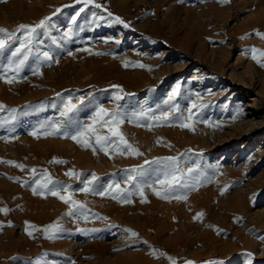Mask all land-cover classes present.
<instances>
[{
  "label": "rangeland",
  "instance_id": "1",
  "mask_svg": "<svg viewBox=\"0 0 264 264\" xmlns=\"http://www.w3.org/2000/svg\"><path fill=\"white\" fill-rule=\"evenodd\" d=\"M17 1H22L21 9L16 7ZM210 3L218 11L211 14L210 35L201 43L182 21L184 9L199 12ZM259 6V0H93L87 7L83 0L0 2V29L7 30L0 33V39L6 40V47L0 50V81H25L34 96L16 111L3 114L0 110V137L24 135L29 141L22 145L39 142L40 157L47 156L45 166L25 159H0V192L10 193L8 203L0 193V204H10L11 211L22 212L29 200L42 201L48 215L43 214L42 222L33 221L41 240L54 243L60 239L72 250L66 257L51 256L49 250L34 256L13 254L4 264H107L128 252L147 255L148 264H171L169 257L175 264H264V226L254 222V212L264 208V57L259 55L264 52V28L249 23ZM57 8L61 11L53 15ZM40 16L51 19L19 55L13 56L23 39L16 31L18 25L32 26ZM116 17L123 23H116ZM8 34L14 35L9 39ZM253 48L258 50L259 63L252 59ZM45 53L52 59H45ZM128 75L134 77L129 79L131 84L125 80ZM174 88L178 91L170 99ZM212 93H220L218 101ZM81 97L83 104L63 116L64 104L69 99L78 103ZM101 107L118 113L122 122L94 124L97 133L111 136V127L142 155H121L125 148L119 136H111L107 155L94 139L95 154L92 147L85 148L71 139L79 126L93 123ZM173 109L166 122L151 119ZM216 114L222 121L213 118ZM182 123L191 128L180 127ZM54 124L60 125L59 131L53 132ZM33 131L37 136L30 135ZM167 157L176 160L168 166L154 162ZM170 167L185 174L196 169L185 176L195 189H176L175 194L186 195L185 200L173 196L161 199L153 191H162L155 182ZM70 170L79 174V179L65 175ZM48 177L58 187H67V193L61 191L60 195L80 202L83 208L73 210L71 204L36 184L37 180L45 183ZM254 179H259L260 186L248 202L252 220L231 211L226 223L220 225L206 207L190 201L191 196L205 193V200L217 208L218 199ZM88 181H92L91 190L84 192ZM125 198L131 202L124 203ZM169 201L187 203L170 209L169 214L162 212L158 206ZM198 213L200 217L194 219ZM135 215L146 216L147 225L139 226ZM19 220H11V226L9 221L0 222V232L6 227L21 230L16 226ZM57 225L59 231L55 230ZM198 231L211 238L198 235ZM244 237L255 246H240ZM233 243L239 247L220 252ZM3 261L0 254V263Z\"/></svg>",
  "mask_w": 264,
  "mask_h": 264
},
{
  "label": "bare ground",
  "instance_id": "2",
  "mask_svg": "<svg viewBox=\"0 0 264 264\" xmlns=\"http://www.w3.org/2000/svg\"><path fill=\"white\" fill-rule=\"evenodd\" d=\"M259 2H261V6H259L255 10L254 14H251L252 17L254 15V18L251 19L249 23L250 25H253L255 27L262 26L264 28V0H259ZM15 5L17 8L21 9L22 1L15 2ZM207 6L212 7L214 10L210 11L207 8ZM207 6L206 5L203 6V8H201V11L199 12L198 10L195 12V10H191L189 8L184 9L185 14L183 16L184 18H182L183 19L182 21H184L187 27L189 28L188 32L190 33V35H192L195 38H198L201 41V43H204V38L210 35V31L208 30L207 27L211 25L212 23L210 19L211 14L213 15L216 11H218L216 6L212 5L211 3L207 4ZM227 18H228V15L224 16L221 21H224ZM41 19H42V16H40L38 21H40ZM141 27H145V25L142 24ZM155 27L156 26H152V28H155ZM179 44L183 46L184 44L183 40H179ZM132 77L133 76L131 75H128V77H126L125 80L128 84L132 83V80H129L130 78L132 79ZM139 85H142V83L139 82ZM30 90L31 89H29V85H27L25 81L6 83L5 80H1L0 81V105H3L4 107L0 110L3 111V114L4 112L9 113L10 111H16L20 108H23L26 104V101L34 97L33 94L30 92ZM209 90L210 89H206L205 92H208ZM212 95L218 101L220 97V93H212ZM252 98L253 97L251 98L249 97L250 100H252ZM212 112L214 111L212 110ZM173 117L178 119L179 116L174 115ZM213 118H215V120L217 119L219 122L221 119H223V117L217 114L214 115ZM24 141L25 142L29 141V138H26V136L24 135L15 137V136H11L7 134L5 136L0 137V159L1 158L7 159V160H11L13 158L25 159L29 163L45 166L47 156L40 157V155L43 154L41 144H39V142H36V141H31L30 143L32 144H30L29 146H25L24 144L23 145L21 144ZM259 184H260L259 179L250 180L244 187L237 189L234 192H230V194H228L226 198L218 199L217 208H214V206L212 205L210 201L205 200L208 197V194H205V193L191 196L190 201L193 202L194 205L198 204L200 206L206 207L208 214L211 217H214L215 221L220 225H224L226 223V218L228 217V213L231 211L237 212L238 214L245 216L246 219L248 218L249 220L250 219L252 220V217H250L249 215L250 208H249L248 202L252 198L251 193L258 189V187L260 186ZM0 193H1V199L4 200V203H8L9 198H10V193L8 192L6 193V191L4 190H2ZM4 203L0 204V208H7L8 211L6 214L0 213V222H7L13 219L15 221H18L19 218H21L22 220L24 219V220L23 221L21 220L22 222L20 220L19 222H16V226L17 227L21 226V230H16V227H6L4 229V232H0V254L4 256V261L1 262L0 264H4L5 260L9 259L13 254H15L13 255V257H17V256L24 257V256H31V255L34 256L36 253H40L43 250H49L51 252V256L53 255L54 256L60 255L62 257L69 256L72 250L68 247V245L63 240L57 239L54 243L43 241L41 240L38 234V231L35 228V224L33 223V221H36L38 223L42 222L43 214L46 213L44 209V205L42 204V201H39L38 199H35V198L29 200L25 204L28 206L27 209H25L22 212L11 211V205L10 204L5 205ZM186 203L187 202L169 201L165 203L164 205L160 204L158 207H160L162 212L169 214L170 209L172 208L180 209ZM215 209H217L218 211ZM254 213H256V219L254 220V222L257 225L264 226V208L256 210ZM46 215L48 214L46 213ZM117 218L120 219L121 218L120 215L117 214ZM46 219L47 221H49L51 217L46 218ZM134 220H136V223L141 227H145L147 225L146 216L143 218L137 215L134 218ZM133 224L135 225V222H133ZM27 232H31L32 235L29 236ZM236 233L239 235L242 234L240 230L236 231ZM205 234L207 233L198 231V235L200 236L203 235V237H205L206 239L211 238L210 235L206 236ZM240 242L242 243L240 246H243V247L255 246L252 244L251 240L248 239L247 237H244L243 239H241ZM226 246L222 248L220 251L223 254L228 253L232 251L234 248L236 249L239 247V245L234 244V243L229 244L227 247ZM89 250H92L91 246ZM98 261H100V259ZM148 262L150 261L147 255H143L142 253H139V252H136V253L128 252L125 254L124 258L121 257L119 260L108 262L107 264H148ZM40 264H47V262H42ZM79 264H87V263H82L81 261ZM100 264H102V262Z\"/></svg>",
  "mask_w": 264,
  "mask_h": 264
},
{
  "label": "snow or ice",
  "instance_id": "3",
  "mask_svg": "<svg viewBox=\"0 0 264 264\" xmlns=\"http://www.w3.org/2000/svg\"><path fill=\"white\" fill-rule=\"evenodd\" d=\"M0 2H3V0H0ZM83 3L85 5V7H87L88 4L93 3V0H83ZM67 7V6H65ZM95 7L100 8L101 5L99 4H95ZM84 9L81 8V11H83ZM61 9L57 8L55 10V12L53 13V15H56V13L60 12ZM109 16H112V13H108ZM51 17L46 16L44 18H42L39 22L35 23L32 26L29 25H25V24H20L18 25L16 31L21 32L23 35V39L20 42V46L17 47L15 49L14 52H12L13 56H17L21 53L22 49H24L28 44L31 43L32 41V37L33 35L36 33L37 30L39 29H43L46 27L47 23L50 21ZM115 22L116 23H123L122 20H120L119 17L115 18ZM125 27H127V25L125 24ZM0 33H7V30L5 29H0ZM14 34H8V38L10 39L11 36ZM257 35H259V33H257ZM261 38H264V36H262ZM6 47V40L5 39H0V50H3ZM251 52L253 53L252 55V59L253 60H257V56L256 53L258 52V50L256 48L251 49ZM99 54V53H98ZM69 55H71V53H69ZM259 55L261 57H264V52H259ZM45 59L47 60H51L52 57L49 56L47 53L44 54ZM24 61L21 60L20 63L22 64ZM257 63H259V61L257 60ZM127 66V65H125ZM262 67H264V64H261ZM140 67H144L143 65H140ZM6 83H12L13 80L12 79H7L4 78ZM113 87H118V86H113ZM178 89H173L172 94L170 96V99L172 97H174L177 93ZM59 95V94H57ZM117 99H120L119 96L116 97ZM84 102V98L81 97L79 98L78 103H72L71 99H69L65 104H64V110L62 112L63 116H67L69 113L73 112L77 107L78 104H83ZM4 106L0 105V109H2ZM193 108L196 107V105H192ZM173 112H175V109H173L172 112H165V113H161L160 116H156V117H152L151 119L153 121H163L166 122L170 119V117L172 116ZM188 119H192L191 114H189ZM122 120L119 116L118 113H116L115 111L109 112L108 110L104 109V108H98L96 111V116L93 119V123L87 124V125H83V126H79V130L77 131V133L73 136H71V139H73L74 141H76L78 144H82V146H84L85 148L88 147H92L93 153L95 154L96 152V148L93 147L92 145V141L94 139V143L96 146H99V150L100 151H104L105 155H107V151H106V145L108 143H110L111 141V136H119L121 142L124 145L125 151H121V155L124 154H132V155H142V153L139 152L138 149H135L131 144H128V142L126 141V139L123 137V135L117 131H115L113 128H109V132L111 133V136H106V135H100L97 133L96 129L94 128V124H100V125H106V124H119L121 123ZM53 132H57L60 130V125L58 124H54L51 126ZM180 127H185V128H191V125L189 124H185L182 123L180 124ZM30 135L33 136H37V131H33L32 133H30ZM55 159V158H54ZM176 158L175 157H167L164 158V160H156L154 162L156 163H165L166 166H168V162H175ZM57 163H61L62 161H55ZM6 163L8 164H14L16 167L22 168V165L19 164H15V162L13 161H7ZM145 163H148V161H145ZM33 173H35V169L31 170ZM196 169H188L187 170V174H185L184 172H182L178 167H170L169 171L164 172L163 174V178L162 179H158L155 183L159 184L162 186V191H155V189H153V191L155 192V195L161 199H167L169 198V196H173L175 199L177 200H185L187 199L186 195H177L176 193V189L177 187L179 188H184V189H195L196 185L192 184V183H187L185 181V176L186 175H191L193 172H195ZM177 173H179V175H177ZM65 175L68 176H73L76 175V178L79 179V174H74L71 170L67 173H65ZM131 179V177L129 178ZM93 180H95V176H93ZM92 181H88L85 185V187L82 189V191L84 192H88L90 191V187L89 185H91ZM197 183H199V181H197ZM36 184L39 185V187L43 190V191H47L49 192L51 195L53 196H58L60 200H62L66 205L67 204H71L72 205V209L75 211H79L80 209L83 208V205L80 204V202L78 201H72L71 198L69 196L66 195H60V192L63 191L65 193H67L68 189L67 187H58L56 182L52 181V179L50 177L47 178L46 182L41 184L39 180L36 181ZM148 187H152V185H148ZM116 188L119 189V185H116ZM33 194L36 195L37 194V188H33L32 189ZM43 191H41L39 194L43 195ZM99 195L103 196L105 195V192H100L98 193ZM139 194L141 197L144 196L143 190L139 189ZM113 198L115 199L116 197L113 196ZM124 203H130L131 201L128 199H123ZM141 202H144V200L142 199ZM8 211L7 208H0V213H4L6 214ZM69 215L73 214V211L70 210V212L68 213ZM201 214H197L196 217H194V219H198L200 217ZM85 219H87V217H85ZM27 224V222H26ZM8 225L11 226V222H8ZM3 225L0 224V227H2ZM48 227H53V226H48ZM55 230L59 231V227L58 225L55 226ZM27 231V229H26ZM78 231H80V229H78ZM124 231L126 232H131L130 229H124ZM27 234L29 236L32 235L31 232H27ZM45 234L46 236L48 235L47 230H45ZM132 236H136L137 234L135 232H131ZM169 260L171 261V264H175V261H172L171 258L169 257ZM185 264H193V262L191 261H186Z\"/></svg>",
  "mask_w": 264,
  "mask_h": 264
}]
</instances>
